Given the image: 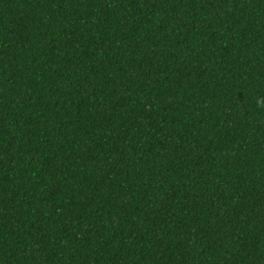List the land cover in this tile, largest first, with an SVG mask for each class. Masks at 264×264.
<instances>
[{
  "label": "trees",
  "instance_id": "trees-1",
  "mask_svg": "<svg viewBox=\"0 0 264 264\" xmlns=\"http://www.w3.org/2000/svg\"><path fill=\"white\" fill-rule=\"evenodd\" d=\"M0 264H264V0H0Z\"/></svg>",
  "mask_w": 264,
  "mask_h": 264
}]
</instances>
